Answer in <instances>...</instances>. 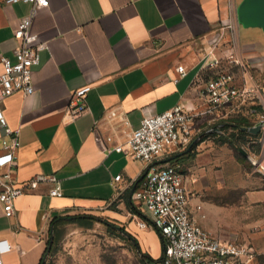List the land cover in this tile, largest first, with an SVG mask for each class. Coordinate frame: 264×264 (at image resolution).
I'll list each match as a JSON object with an SVG mask.
<instances>
[{
  "label": "crops",
  "instance_id": "0c3cea01",
  "mask_svg": "<svg viewBox=\"0 0 264 264\" xmlns=\"http://www.w3.org/2000/svg\"><path fill=\"white\" fill-rule=\"evenodd\" d=\"M238 2L233 13L237 22ZM31 6L23 0H0V73L1 57H14L19 44L15 29ZM231 11L227 0H48L39 7L32 29L47 47L33 67L34 92L18 91L4 100L0 147L5 124L19 129L16 185L39 174H56L63 194L51 195V184L43 181L16 198L14 214L8 215L0 203L2 264H41L54 216L101 209L116 199L123 201L127 193L131 202V184L143 174L144 163L109 151L106 135L114 132L116 140L124 139L145 112H163L177 103L199 107V89L208 77L204 51ZM243 49L256 81L264 69V44L254 41ZM180 64L185 75L177 69ZM86 84L92 85L89 110L72 118V93ZM200 146L193 145L192 152ZM184 151L179 154L189 153ZM198 156L192 153L177 163L186 175L194 218L212 230L192 189L193 174L183 167L189 168ZM119 173L122 179L115 181ZM148 233L157 234L155 229ZM164 243L159 235L158 240L146 239L145 245L164 251Z\"/></svg>",
  "mask_w": 264,
  "mask_h": 264
},
{
  "label": "built area",
  "instance_id": "2783aa9c",
  "mask_svg": "<svg viewBox=\"0 0 264 264\" xmlns=\"http://www.w3.org/2000/svg\"><path fill=\"white\" fill-rule=\"evenodd\" d=\"M18 1L5 0L7 3ZM23 1L31 2L32 6L15 29L19 44L14 57H1L0 123L5 119L3 103L7 97L18 91L34 92L33 67L41 62V52L47 47V43L33 31L32 23L39 7L47 5L48 0ZM227 1L233 12L221 22L204 51L203 68L207 70L208 77L199 89L202 104L192 108L177 103L163 112H145L140 125L125 133L124 139L116 140L114 132L106 135L109 151L123 152L144 163V176L135 187L133 197L142 203L145 210L144 218L137 216L138 225L158 229L164 238L161 264H253L259 254L251 241L223 239L199 224L189 207L190 191L181 164L166 161L191 144L205 141L207 133L216 131L221 134L223 127L231 124V118L244 116L253 119L250 125L245 126L260 125L258 134L246 130L253 134L250 141L258 144V150L249 152L248 156L259 172V166H264V85L260 86V82L254 80V66L245 55L239 25L233 14L235 0ZM177 69L181 75L187 73L183 64ZM91 89L92 85L86 84L73 91L69 106L72 118L89 110ZM19 134V129L5 124L0 168L6 170L0 171V203L8 215L14 214L17 197L43 181L51 184V195L63 194L56 174H39L24 185H16L14 172L21 146ZM114 179L121 180L122 174L115 175ZM197 208L201 210L202 206Z\"/></svg>",
  "mask_w": 264,
  "mask_h": 264
},
{
  "label": "rangeland",
  "instance_id": "374dc122",
  "mask_svg": "<svg viewBox=\"0 0 264 264\" xmlns=\"http://www.w3.org/2000/svg\"><path fill=\"white\" fill-rule=\"evenodd\" d=\"M239 33L243 46L254 41L264 44V29L241 25ZM257 80L264 85V69ZM223 131L207 133L200 149L192 152L195 157L200 154L198 160L189 168L183 167L193 174L192 189L207 211L209 227L224 239L254 242L259 254L253 264H264V175L241 151L256 152L258 144L252 143L250 137L235 139L228 125ZM129 201L126 194L123 201L116 199L101 209L66 214L59 224L54 248L46 254L43 264H143L136 245L118 230H110L104 221L128 229L138 238L142 251L162 257L163 249L149 250L145 245L146 239L158 240L159 231L151 226L141 228L138 217L144 218L143 205L133 196L132 205ZM77 214L86 218L79 222L70 218ZM149 229H155L157 234L150 236Z\"/></svg>",
  "mask_w": 264,
  "mask_h": 264
},
{
  "label": "water",
  "instance_id": "95a60500",
  "mask_svg": "<svg viewBox=\"0 0 264 264\" xmlns=\"http://www.w3.org/2000/svg\"><path fill=\"white\" fill-rule=\"evenodd\" d=\"M237 19H238V25L239 30L240 26L244 25L246 27H255L264 29V0H240L237 5ZM244 130H248L254 134H258L260 131V125L259 123L250 127L243 126ZM193 144H191L184 152L189 151L192 148ZM241 151L243 153L248 154L247 151H245L243 148H241ZM183 153L180 152V154ZM171 157H168L166 160H170ZM259 170L264 174V166H259ZM144 176V173L142 174V177ZM135 188L132 189V194L134 192ZM108 224L112 225L114 228H116L118 231H120L122 234L127 236L137 247L140 255L143 254V251L140 246V242L138 238L131 233L128 229L123 228L121 225L111 223L107 221ZM54 239V226L52 225L50 228V240L51 243L49 245V248L52 245ZM44 262V261H43Z\"/></svg>",
  "mask_w": 264,
  "mask_h": 264
},
{
  "label": "trees",
  "instance_id": "16d2710c",
  "mask_svg": "<svg viewBox=\"0 0 264 264\" xmlns=\"http://www.w3.org/2000/svg\"><path fill=\"white\" fill-rule=\"evenodd\" d=\"M258 109H262V107H258ZM231 124L228 125L229 127H232L233 128V131L231 133V136L234 137L235 139H245L246 137H251L253 134L244 130L242 127L245 126V125H250L252 122H253V119H249L247 117H244V116H237V117H233L231 119ZM232 141V140H231ZM233 142V141H232ZM195 147V146H194ZM191 149V151H189V153H186V154H183V155H180L179 152L177 153H174L173 155H171V161L172 162H181V161H186L188 159L191 158L192 156V150L193 148ZM258 150V148H257ZM143 177L142 175L133 183V185L131 186V188H133L134 186L137 187L141 181H142ZM128 195V193H127ZM130 205L131 202L129 201ZM144 215V214H143ZM68 216V215H67ZM71 216V215H70ZM89 217L91 218H97L93 215H89ZM64 218H67L66 216H54L52 219H51V226L53 225L54 226V239H53V242H52V245L51 247L49 248V245L51 243V240L50 238L48 239V242H47V249H46V253L47 254L50 250H52L54 248V244L56 242V239H57V233L59 231V224L62 222V220ZM69 218V217H68ZM70 218H72V220L74 221H82L84 218H86L85 216H82V215H72ZM92 220V219H91ZM105 223H107V221H104ZM108 224V223H107ZM110 230H113V231H116L117 229L114 228L112 225L108 224ZM124 228V227H123ZM158 230V229H157ZM159 231V230H158ZM120 232V231H119ZM160 235L162 236L161 232L159 231ZM121 236H123L124 238H128L127 236H125L124 234H122L121 232L119 233ZM163 237V236H162ZM162 257L160 258H156L154 257L151 253L149 252H145L143 251V254L141 255V261L143 264H161L162 263ZM43 264V262L41 263Z\"/></svg>",
  "mask_w": 264,
  "mask_h": 264
}]
</instances>
